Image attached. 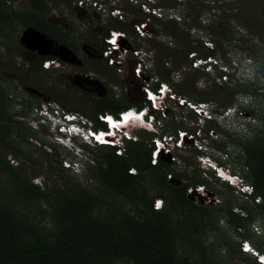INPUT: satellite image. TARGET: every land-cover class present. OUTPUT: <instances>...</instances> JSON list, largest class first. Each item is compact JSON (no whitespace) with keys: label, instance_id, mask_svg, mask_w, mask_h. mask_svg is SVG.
I'll list each match as a JSON object with an SVG mask.
<instances>
[{"label":"rangeland","instance_id":"rangeland-1","mask_svg":"<svg viewBox=\"0 0 264 264\" xmlns=\"http://www.w3.org/2000/svg\"><path fill=\"white\" fill-rule=\"evenodd\" d=\"M141 1L135 0L136 4H132L124 0H116V2L103 0L102 2L109 8L113 5V8L119 11L116 18L104 15L94 16L85 12L75 18L73 13L66 10L68 1L44 0L46 7L42 14L43 22L56 31H62L63 28L68 31L66 36L54 33L53 35L60 42L59 44L63 42L64 47L76 57V62L63 63L66 62L63 61L59 63L58 68L45 71L37 68V57L42 56H37L34 51L26 49L20 43L23 31L26 28H33L25 27L14 16V13L30 11V0L3 2L0 7L2 13L0 122L4 127L0 130V139L3 140H0V157L12 169L5 170L9 172V175L5 171L0 172V201L26 224L30 236L42 238H50L53 234L51 206L59 202L57 191L72 194L74 187L78 185L89 189L97 197L95 211L102 218L120 210L133 215L134 206L131 202L113 194L98 182L94 169L95 160L99 161L102 153L94 149V145L83 147V144L75 142L73 147L66 148L57 144L53 140L55 134L49 132L45 123L40 124L41 119L37 109L44 102H52L63 113L73 114L85 120L92 130L89 113L96 102L112 100L120 105L139 104L143 99L145 100L142 89L146 85L153 87L155 82L163 79L171 93L183 95H176V99L185 100L181 107L183 109H180L179 101L173 103L169 102V98L166 99L165 110L172 112L175 119L172 121L166 117L163 120L159 119L155 126L157 129L166 126L165 139L169 136L175 139L178 135L177 131L181 133L185 131L187 138L186 140L183 138L181 146L188 144L194 148V150L186 148L181 151L172 149L169 154H163V151H160V162L167 165L163 167L166 172L165 183L181 185L187 182L192 185L188 187L192 190L198 186V180H203L209 184L207 187L212 193L210 194L206 186H199L202 187L200 195L206 201L203 203L195 200L194 193L186 195L188 188L185 190L184 197L188 201L196 206L207 207L212 224L208 230L199 235L196 229L192 228L194 242L180 243L177 249L178 254L186 256L191 264H257L255 258L242 253L239 246L246 241L253 251L264 256L263 215L244 195L233 188L228 189L218 185L211 178L212 172L204 169L205 165L202 166L198 162V158L206 154L215 166L216 161L223 164L222 172L237 176L241 181L243 172L239 166L237 149L228 145L227 152L217 150L216 145L222 142L223 137L222 133L218 134L215 130H209L207 133L212 141L196 139L197 143L194 142L195 140H190V144L188 135L192 134L194 126H198V129L202 128V130L200 132L196 130L195 136H201L204 133L203 130L208 128L204 119L209 117L214 118L220 129L235 132L243 138L249 137L258 125L255 117H250L247 113L239 114L238 111L248 109L253 110L256 116H264V57H262L261 65L257 66L244 52L245 49L256 51L257 48L254 46L259 47V40H264V22L258 16L246 15L250 8H243L240 2L235 0L221 4L218 2L216 4L218 11H215L214 15L222 16L219 20L222 26L229 28L230 34L225 36L227 41L223 43V50L217 51L216 58L209 61L206 59L207 65L202 68V71L201 69L196 71L193 67L197 65V61L189 64V55L184 57L182 51L187 42L197 44L199 40H202V45L209 47V41L202 29L207 28L212 19L206 8L207 5L212 4L211 0H153L147 7L155 10L154 18L150 17L152 14H145V10L143 11L139 6ZM259 3L260 6H264V0H259ZM229 8L232 9L229 10ZM225 9L227 11L222 14ZM140 18L148 19L149 22V25L145 26L147 31L142 32L145 34L143 39L134 28ZM170 18L172 21L168 20ZM214 19L218 21V18ZM184 23L189 28H185ZM152 25L158 31L157 34L151 30ZM107 29L124 33L127 37L126 44L131 48L137 45L140 50L137 57L126 58L122 64L121 73L107 66L95 47L100 45L103 49V38ZM214 32L219 33L220 30L216 28ZM150 35L151 38L148 39ZM223 53L229 60V67L220 62ZM257 55L261 56V54ZM138 58L143 60L145 58V64L148 67L145 73L136 78L131 69ZM40 67L42 69V62ZM229 75L240 83L252 84L251 88L254 90L256 88V92L261 94L255 98L237 96L229 109L217 110L215 116L210 113L215 107L214 104L207 102V107L205 104L203 108L207 111V115L205 114L203 119L196 120L185 110V108L189 109L186 106L189 103L186 101L188 98L198 101L205 96L208 97L214 91L213 85H221L224 81H228ZM163 114L160 112L159 117L162 118ZM173 130H175V137L171 133ZM144 132L143 130L132 131L130 140L144 139L148 142L150 140L151 144L155 138L160 140L161 136L152 138ZM124 142V140L121 141L122 146L119 147L121 153ZM149 164L152 165L150 159ZM168 164L171 165L168 166ZM127 173L133 174L135 171L129 169ZM152 175L145 173L142 180V185L149 197L156 195L159 191V188L150 180ZM183 176H186L184 178L186 180L179 178ZM17 180L28 182L44 190L46 201L14 196L12 192ZM235 181L238 182V180ZM245 185L250 188L248 183ZM212 189H215L218 194H214ZM228 195L231 196L228 208H231L232 214L245 217L246 213L242 211V207L249 209L251 214V219L236 232L228 226L227 219L229 220L230 217H225L224 209H222L226 205L224 203ZM154 200L160 199L155 198L152 202ZM253 202L256 204L254 200ZM162 207L163 203H161ZM107 264L129 263L113 261Z\"/></svg>","mask_w":264,"mask_h":264},{"label":"trees","instance_id":"trees-1","mask_svg":"<svg viewBox=\"0 0 264 264\" xmlns=\"http://www.w3.org/2000/svg\"><path fill=\"white\" fill-rule=\"evenodd\" d=\"M6 1L13 0H0V7ZM228 1L233 0H211L210 3L212 4L206 6L207 12H210L212 19H210V25L202 30L207 36L209 47L202 45V40H199L197 44L187 42L183 48L184 57L189 55V64L195 60L199 62L197 68L195 67L196 64L193 67L196 71L200 69L202 71V68L207 65L206 59L209 61L216 58L217 51L223 50V43L227 41L225 36L230 34V31L229 28L222 26L219 20V17L222 18V16L216 15L215 17L214 12L218 11V7H216L218 2L221 4ZM235 1L240 2L243 8H250L246 15L258 16L264 22V6H260L259 0ZM30 4V11L14 13L15 18L25 27H32L41 35L44 34L48 37L52 34L54 36L53 29L42 20V14L45 12L46 7L44 0H30ZM231 9L229 8V10ZM226 11L227 9L223 10L222 14ZM1 15L0 11V21H2ZM150 17L154 18V16ZM214 18H218V21H214ZM168 20L172 21L171 18ZM136 23L149 25L148 19L145 20V18L138 19ZM152 26L151 30H153L154 34H157L158 31L155 26ZM184 26L189 28L185 23ZM215 27L220 30L219 33L214 32ZM185 28L183 27V30ZM108 30H106L105 36ZM185 32H188L187 29ZM66 34L61 35L66 36ZM150 38L151 35L148 39ZM56 41L60 43L58 40ZM259 44V47L254 46L257 48L256 51L252 49L244 50L257 66L261 65L262 57H264V40L260 39ZM95 47L98 52L102 49L100 45ZM133 48L138 49L139 47L134 45ZM257 54H261V56ZM51 58L50 56L37 57V68L40 71H45L41 69L40 64L42 61ZM220 62L224 66H230L225 53H223ZM164 63L166 62L164 61ZM228 77V81H224L221 85L214 84V91L208 97L205 96L198 99V101L188 98L189 101H186L193 104H203L204 106L206 104V107L207 102H212L215 107L210 113L215 116L217 115V110L229 109L237 96L255 98L261 94L256 92V88L255 90L251 88L252 84L240 83L232 75ZM159 83H164L163 79L155 82L153 87L148 85L146 87L150 90H155ZM172 94L174 96H183L175 92H172ZM100 102H96L89 113V119L94 130H104L103 124L97 120V115L108 114L116 116L121 110L129 108L140 110L146 107L157 122L159 119H165V117L170 121L175 119L174 114L165 110L166 108L164 109L165 111H162L164 116L160 118V112L151 110L148 102L144 99L141 103L135 105H120L112 100ZM181 107L179 105V108L183 109ZM185 110L191 113L196 120L198 119L194 112L186 108ZM238 113H247L250 117L253 116L257 120L258 125L253 129L249 137L243 138L235 132L224 131L217 127L214 118L209 117L204 119L208 127L203 130L204 133L201 136H195V131L200 132L202 128L198 129V126H194L192 134L188 135V142L191 144V139L212 141V138L207 135L209 130H215L218 134L222 133V142L217 143L216 149L227 152L228 145L237 149L239 166L243 172V176H240V179L244 184L248 183L251 192L250 195L245 197L264 217V116H256L253 110L248 109H240ZM3 127L0 122V130ZM165 128L166 126H161L160 129L156 127L155 132L157 131V133L146 131L144 133H147L152 138L165 136ZM174 131H171L173 137H175ZM183 133L185 135L184 140H186L187 133L185 131ZM0 140L3 141L2 139ZM124 141L122 153L118 150V154L115 153L116 148L94 145L93 148L102 153L100 160H95L96 166L94 169L98 182L102 186L133 204V215L120 210L115 213H109L107 217L102 218L95 211L97 197L89 189L78 185L74 187L72 194L57 191L59 202L51 206L53 234L50 238H42L30 236L26 224L0 201V264H107L113 261H125L129 264H191L186 256L178 254V245L182 242H194V239H192L193 233H191L192 228L196 229L198 235L210 228L212 221L209 219V210L207 207L194 205L184 197L185 190L192 185L187 182L181 185L165 183L166 172L163 167L167 165L160 162V156L155 164H149L152 150L150 140L149 142L144 139ZM82 146L86 147V145ZM186 148L194 150L188 144H182L181 148L174 149L181 151L186 150ZM198 155H200V152H198ZM215 163L218 168L222 169V163L219 161ZM170 165L168 164V166ZM6 169L11 170L12 168L8 167L4 159L0 157V172H4ZM129 169H133L135 173H127ZM5 173L9 175V172L5 171ZM145 173L153 174L150 176V180L159 188L158 193L151 197L148 196L142 185L143 174ZM174 176L177 177L176 175ZM185 177L179 178L186 180L184 179ZM211 178L218 185L231 189L229 185L221 182L213 173H211ZM207 185L209 184L206 181L198 180V186H206L210 194H212ZM212 192L218 194L215 189H212ZM12 194L18 197L45 201L47 198L44 190L19 180L16 181ZM155 198L160 199L161 203H163V207L159 210L152 209V200ZM230 198V195L226 197L224 203L226 204V209L225 206L222 209H224L225 217H230L229 220L227 219L228 226L236 232L237 229L244 227L247 220L251 219V214L250 210L245 207H242V211L246 213L245 217L232 214L231 208H228ZM254 199H258L259 202L254 204ZM238 253L240 252L238 251Z\"/></svg>","mask_w":264,"mask_h":264},{"label":"built area","instance_id":"built-area-1","mask_svg":"<svg viewBox=\"0 0 264 264\" xmlns=\"http://www.w3.org/2000/svg\"><path fill=\"white\" fill-rule=\"evenodd\" d=\"M66 1H68V4L66 5V10L73 13L75 18H78V15H80V13H84V12L88 13V14H92L94 16L95 15H97V16H103L104 15V16H108L110 18H116L119 15V11L117 9L113 8V5H112V7L109 8L108 5H106L102 2L103 0H66ZM111 1L116 2V0H111ZM124 1H127V3L136 4L135 0H124ZM152 2H153V0H142L139 4V6L142 7V10L143 11L145 10V14H148V15L152 14L151 16L155 15V10L153 8L147 7V5H148V3H152ZM145 26H146V24H135L134 25L136 32H138L139 37L142 39L144 38V35H145V34H142V32L147 31ZM126 43H127V37L125 36V34L121 33V32L114 31V30H109L107 32V35L103 38V49L100 51V57L104 60V62L106 63L107 66L115 68L117 70V72H119V73H121L123 70L122 64L126 61V58L137 57L138 54L140 53V50L131 48L130 45H127ZM145 63H146L145 58H144V60H143V58L142 59L138 58L136 60V62L134 63V65L132 66V69H131L134 77L139 78L140 75H142V73H145V71L147 70V67H148ZM59 66L60 65H59V62L57 60L46 59V60L42 61V69L43 70L58 68ZM159 86L161 89H163V87L168 88V86H166L165 83H159L157 85L156 89ZM142 91L144 93L143 95H144L145 100H147L145 95H147V98H148L150 93H153V90L148 89L146 86L142 89ZM37 111L42 116H49V117L50 116L52 117V116H55L58 114H62V115L67 114V113H63L62 111H60L57 108V106H55L52 102L42 103L40 105V108L37 109ZM132 112L135 115L136 109L132 108ZM71 115L75 116L73 114H71ZM99 134H101V133L97 132V134L93 135L94 140H96L98 142L102 141V137H100ZM182 134H184V133H182ZM101 135H103V134H101ZM84 138L88 139L87 136H84ZM160 145H162V142L160 140L155 139L154 144L152 143V150L150 152V153H152V156L150 154L151 164H155V162L158 158L157 157L158 156L157 151L160 149ZM116 152L118 153V149L116 150ZM169 153H170V149H167L166 154H169ZM217 175L221 176L222 178H223V176H227V178L231 177L232 179L229 180L230 183H233L235 180L234 178H237V176H232V175L228 174L227 172H222V169H220V171L217 172ZM249 190H250V188L247 187V190H246L247 194L242 193V195H244V196L250 195L251 193L249 192ZM201 192H202V187L197 186V187L193 188L192 190L190 188H188L186 190V195H188L190 193H194L196 201L206 203V201L204 200L202 195H200ZM254 201L256 203L259 202L258 199H254ZM160 208H161V201L160 200H154L152 202V209L159 210ZM239 249L242 253L248 254L251 257L255 258V262L257 264H264V256L262 254L259 255L258 253L253 251L248 246V243L246 241L240 243Z\"/></svg>","mask_w":264,"mask_h":264},{"label":"clouds","instance_id":"clouds-1","mask_svg":"<svg viewBox=\"0 0 264 264\" xmlns=\"http://www.w3.org/2000/svg\"><path fill=\"white\" fill-rule=\"evenodd\" d=\"M144 110H148V108L144 107ZM68 114V113H67ZM151 115V114H150ZM72 116V115H71ZM138 117H140V115H137ZM39 117H40V124H43L45 123V125L48 126V130L50 133L52 134H55L54 137L56 136H64L66 137L69 141V144L70 146H73V144L76 142V143H79V144H83V145H86L88 146L86 143H85V140L84 139V136H87L86 135V130L87 129H91L90 127H88L87 125V122L85 120H83L82 118H78V116H72L73 118V121H72V126H74V128H76V131H69L68 130V134L66 133H58L57 132V128L59 126H62V127H65L66 126V122H64V120L62 119V114H58V115H55V116H42L40 113H39ZM154 118V117H153ZM156 119L154 118V128L156 129V126H155V123H156ZM63 130V129H61ZM94 130V129H93ZM95 130H99V129H95ZM102 130V129H100ZM105 130V128H104ZM83 138V139H82ZM174 149V147H172L170 149V152L171 150ZM151 154V153H150ZM206 156V154H204ZM204 155H201V156H204ZM207 157V156H206ZM209 158V157H207ZM210 159V158H209ZM244 184V183H243ZM250 192V190H249ZM251 193V192H250ZM249 193V194H250Z\"/></svg>","mask_w":264,"mask_h":264},{"label":"water","instance_id":"water-1","mask_svg":"<svg viewBox=\"0 0 264 264\" xmlns=\"http://www.w3.org/2000/svg\"><path fill=\"white\" fill-rule=\"evenodd\" d=\"M20 43H22L26 49L30 51H34L37 54V56H42V57L45 56V53L42 52V49H46V47L50 46V41L45 39L37 31L31 28H26L23 31V33L20 36ZM68 54L72 55L71 52H68ZM70 62L73 63L72 61ZM74 62H76V60Z\"/></svg>","mask_w":264,"mask_h":264},{"label":"flooded vegetation","instance_id":"flooded-vegetation-1","mask_svg":"<svg viewBox=\"0 0 264 264\" xmlns=\"http://www.w3.org/2000/svg\"><path fill=\"white\" fill-rule=\"evenodd\" d=\"M66 30H68V29H66ZM67 32L68 31H65L64 28L60 32H58L55 29H53V33L55 35L56 34H60L61 35V34H65ZM55 35L53 37H55ZM42 36L45 39H47L48 41H50V46L46 47V49H42V52L45 53V56H50V57L53 58V60H56L55 58H57L58 59L57 61L59 63H61L63 61H66V62H63V63H68V62L71 63L70 61L74 62L76 60V57L74 56V54L70 50L66 49L64 47V45L57 43L56 37L53 38L52 34H51V36H48V37H46V35H44V34H42ZM68 52H71L74 57L72 55L68 54Z\"/></svg>","mask_w":264,"mask_h":264},{"label":"bare ground","instance_id":"bare-ground-1","mask_svg":"<svg viewBox=\"0 0 264 264\" xmlns=\"http://www.w3.org/2000/svg\"><path fill=\"white\" fill-rule=\"evenodd\" d=\"M129 109H126V110H129ZM124 118L128 119V121H130V120H132V121L134 120L135 121L139 117L134 115V113L132 111H129L125 115L122 116V119H124ZM121 124H123V121L118 122L117 124L109 121V127L114 126V127L118 128ZM99 135H100V137H102V141H109L110 139H112V135L111 134H109V135H101V134H99ZM159 154H161L160 151L158 152V156L157 157H159Z\"/></svg>","mask_w":264,"mask_h":264},{"label":"snow or ice","instance_id":"snow-or-ice-1","mask_svg":"<svg viewBox=\"0 0 264 264\" xmlns=\"http://www.w3.org/2000/svg\"><path fill=\"white\" fill-rule=\"evenodd\" d=\"M103 142V141H102Z\"/></svg>","mask_w":264,"mask_h":264}]
</instances>
